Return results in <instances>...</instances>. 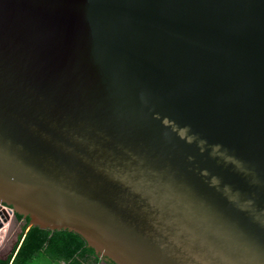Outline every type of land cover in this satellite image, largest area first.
I'll return each mask as SVG.
<instances>
[{
    "label": "water",
    "instance_id": "obj_1",
    "mask_svg": "<svg viewBox=\"0 0 264 264\" xmlns=\"http://www.w3.org/2000/svg\"><path fill=\"white\" fill-rule=\"evenodd\" d=\"M4 207L116 264H264V0H0Z\"/></svg>",
    "mask_w": 264,
    "mask_h": 264
},
{
    "label": "trees",
    "instance_id": "obj_2",
    "mask_svg": "<svg viewBox=\"0 0 264 264\" xmlns=\"http://www.w3.org/2000/svg\"><path fill=\"white\" fill-rule=\"evenodd\" d=\"M16 219L26 223L24 234L0 264H116L103 259L82 235L31 228L32 219L21 214Z\"/></svg>",
    "mask_w": 264,
    "mask_h": 264
},
{
    "label": "rangeland",
    "instance_id": "obj_3",
    "mask_svg": "<svg viewBox=\"0 0 264 264\" xmlns=\"http://www.w3.org/2000/svg\"><path fill=\"white\" fill-rule=\"evenodd\" d=\"M4 211L5 213L0 211L3 224V229L0 228V259L7 258L15 246H18L26 226V223L18 221L8 208L4 207Z\"/></svg>",
    "mask_w": 264,
    "mask_h": 264
}]
</instances>
